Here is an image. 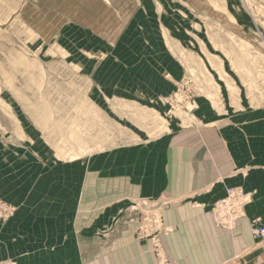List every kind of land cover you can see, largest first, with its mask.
I'll return each mask as SVG.
<instances>
[{"label":"rangeland","instance_id":"374dc122","mask_svg":"<svg viewBox=\"0 0 264 264\" xmlns=\"http://www.w3.org/2000/svg\"><path fill=\"white\" fill-rule=\"evenodd\" d=\"M71 1L0 0V191L15 182L34 185L57 165L82 166L114 147L171 143L212 114L240 130L251 117L264 122V0H144L152 19L118 15L92 33L66 16L77 5ZM132 22L129 36L115 37ZM107 33L115 35L95 37ZM76 172L81 183L82 168ZM236 187L227 186L213 205L214 223L216 206ZM244 191L242 219L253 199ZM0 203L13 209L0 215L6 224L18 207L1 194ZM168 207L147 198L136 204V238L150 244L159 264L168 261L164 238L174 232L164 219ZM155 221L160 253L151 237L138 236L144 223L154 231ZM242 258L227 264H247Z\"/></svg>","mask_w":264,"mask_h":264},{"label":"crops","instance_id":"0c3cea01","mask_svg":"<svg viewBox=\"0 0 264 264\" xmlns=\"http://www.w3.org/2000/svg\"><path fill=\"white\" fill-rule=\"evenodd\" d=\"M76 1L66 16L86 33L101 31L118 15L134 23L153 18L149 11L145 15L144 0L71 2ZM133 22L115 37L129 36L136 27ZM113 35L95 37L109 40ZM262 118L251 117L242 131L232 126L233 120H216L212 114L171 143L162 139L127 149L114 147L82 166L57 165L39 175L34 185L6 186L0 194L18 211L6 224L0 223V261L159 264L150 244L136 238V204L147 198L169 202L164 219L174 232L164 238L166 264H227L239 254L247 264H264V253L251 233L255 221L264 225ZM79 167L81 183L76 180ZM227 186L253 194L248 216L234 233L221 231L211 214Z\"/></svg>","mask_w":264,"mask_h":264},{"label":"built area","instance_id":"2783aa9c","mask_svg":"<svg viewBox=\"0 0 264 264\" xmlns=\"http://www.w3.org/2000/svg\"><path fill=\"white\" fill-rule=\"evenodd\" d=\"M228 196L223 199L214 210V219L215 223L219 227H223L226 230H233L237 224L239 219L244 217V205L249 202V198L247 193L241 187L230 188L228 189ZM0 215L2 217H10L13 215V209L10 206H4L0 203ZM150 225V223H149ZM146 225L145 223L143 226L139 228L138 236L140 239L145 238H152V245L154 246L155 250L160 253L157 247V237L154 238V235L158 231V221H155L154 231L153 227L150 225ZM161 226V225H160ZM252 235L256 238H260L264 242V227H253L252 228ZM156 239V240H155ZM232 264H242L241 262L235 263L234 261L231 262Z\"/></svg>","mask_w":264,"mask_h":264},{"label":"bare ground","instance_id":"6f19581e","mask_svg":"<svg viewBox=\"0 0 264 264\" xmlns=\"http://www.w3.org/2000/svg\"><path fill=\"white\" fill-rule=\"evenodd\" d=\"M245 212H246V210H245ZM244 218V217H243ZM240 220H242V219H239L238 221H237V224H236V226H235V228L233 229V230H235L236 228H237V225L239 224V221ZM233 230H228V231H233ZM262 243V242H261Z\"/></svg>","mask_w":264,"mask_h":264}]
</instances>
